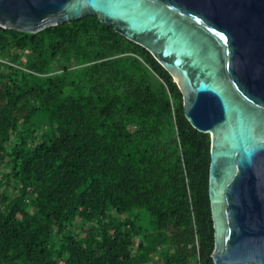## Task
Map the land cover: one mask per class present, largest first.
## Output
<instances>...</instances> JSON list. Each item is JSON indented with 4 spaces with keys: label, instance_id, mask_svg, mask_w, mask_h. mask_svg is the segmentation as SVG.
Returning a JSON list of instances; mask_svg holds the SVG:
<instances>
[{
    "label": "trees",
    "instance_id": "1",
    "mask_svg": "<svg viewBox=\"0 0 264 264\" xmlns=\"http://www.w3.org/2000/svg\"><path fill=\"white\" fill-rule=\"evenodd\" d=\"M209 165L172 75L112 25L0 29V264H214Z\"/></svg>",
    "mask_w": 264,
    "mask_h": 264
},
{
    "label": "water",
    "instance_id": "2",
    "mask_svg": "<svg viewBox=\"0 0 264 264\" xmlns=\"http://www.w3.org/2000/svg\"><path fill=\"white\" fill-rule=\"evenodd\" d=\"M97 16L172 75L210 135L214 264H264V0H0V29Z\"/></svg>",
    "mask_w": 264,
    "mask_h": 264
},
{
    "label": "rangeland",
    "instance_id": "3",
    "mask_svg": "<svg viewBox=\"0 0 264 264\" xmlns=\"http://www.w3.org/2000/svg\"><path fill=\"white\" fill-rule=\"evenodd\" d=\"M55 70H59L60 68H61V65H59V64H55ZM149 222H150V217L148 216V215H146L145 217H144V219H143V226H145V227H150V224H149Z\"/></svg>",
    "mask_w": 264,
    "mask_h": 264
}]
</instances>
